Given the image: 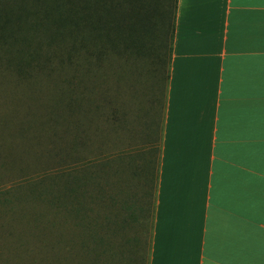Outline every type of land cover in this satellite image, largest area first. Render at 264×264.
I'll use <instances>...</instances> for the list:
<instances>
[{
    "label": "rangeland",
    "instance_id": "rangeland-1",
    "mask_svg": "<svg viewBox=\"0 0 264 264\" xmlns=\"http://www.w3.org/2000/svg\"><path fill=\"white\" fill-rule=\"evenodd\" d=\"M99 3L0 0V17L34 32L44 16L127 11ZM168 48L94 61L89 47L30 74L0 61V264H145L148 227L133 224L123 186L129 164L156 168Z\"/></svg>",
    "mask_w": 264,
    "mask_h": 264
},
{
    "label": "crops",
    "instance_id": "crops-1",
    "mask_svg": "<svg viewBox=\"0 0 264 264\" xmlns=\"http://www.w3.org/2000/svg\"><path fill=\"white\" fill-rule=\"evenodd\" d=\"M166 83L123 186L145 264H264V0H178Z\"/></svg>",
    "mask_w": 264,
    "mask_h": 264
},
{
    "label": "trees",
    "instance_id": "trees-1",
    "mask_svg": "<svg viewBox=\"0 0 264 264\" xmlns=\"http://www.w3.org/2000/svg\"><path fill=\"white\" fill-rule=\"evenodd\" d=\"M177 1L99 0L97 9L125 8L127 11H94V16H44L34 21L39 27L34 32L27 28L29 19L0 17L2 27L10 22L15 24L13 29L0 28V61L19 71V74H30L35 62L41 64L44 61L42 66L47 67L45 63L52 58L71 61L78 57L81 50L89 51V47L93 48L90 52L94 61L114 49L129 54L149 51V54L153 56L154 53L158 57L169 47L170 55ZM68 56L74 57L68 59ZM84 60L89 59L85 56Z\"/></svg>",
    "mask_w": 264,
    "mask_h": 264
}]
</instances>
